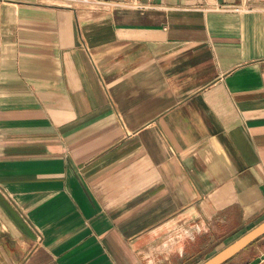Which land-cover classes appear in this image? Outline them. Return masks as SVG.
I'll list each match as a JSON object with an SVG mask.
<instances>
[{"label":"crops","instance_id":"obj_1","mask_svg":"<svg viewBox=\"0 0 264 264\" xmlns=\"http://www.w3.org/2000/svg\"><path fill=\"white\" fill-rule=\"evenodd\" d=\"M141 1L0 2V264H201L264 221V0Z\"/></svg>","mask_w":264,"mask_h":264},{"label":"built area","instance_id":"obj_2","mask_svg":"<svg viewBox=\"0 0 264 264\" xmlns=\"http://www.w3.org/2000/svg\"><path fill=\"white\" fill-rule=\"evenodd\" d=\"M3 0H0V2ZM71 4L74 5L76 12L78 14L79 7L77 2L86 4V6H91L90 4H95L96 10L100 15H107L114 7H132V8H146L149 7L148 3L141 0H69ZM258 0H201V7L206 10L212 11H224V12H246L255 10L256 3ZM79 19H77V26L79 28Z\"/></svg>","mask_w":264,"mask_h":264},{"label":"water","instance_id":"obj_3","mask_svg":"<svg viewBox=\"0 0 264 264\" xmlns=\"http://www.w3.org/2000/svg\"><path fill=\"white\" fill-rule=\"evenodd\" d=\"M262 234H264V221L201 264H221Z\"/></svg>","mask_w":264,"mask_h":264},{"label":"bare ground","instance_id":"obj_4","mask_svg":"<svg viewBox=\"0 0 264 264\" xmlns=\"http://www.w3.org/2000/svg\"><path fill=\"white\" fill-rule=\"evenodd\" d=\"M76 4L80 8L79 9V16H80V11H83V13H84V11L85 12H88V11L92 12V14H93L92 18L97 15L96 13H98V11L96 10L95 4L91 3L90 4L91 6H86V4H83V3H80V2H77Z\"/></svg>","mask_w":264,"mask_h":264},{"label":"rangeland","instance_id":"obj_5","mask_svg":"<svg viewBox=\"0 0 264 264\" xmlns=\"http://www.w3.org/2000/svg\"><path fill=\"white\" fill-rule=\"evenodd\" d=\"M78 15H79V12H78ZM80 16L82 18H84V17L85 18H90V17L92 18L93 14H92V12H89V11L88 12L84 11V13H83V11H80Z\"/></svg>","mask_w":264,"mask_h":264}]
</instances>
